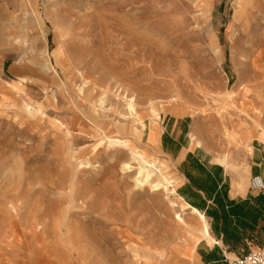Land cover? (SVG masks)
I'll use <instances>...</instances> for the list:
<instances>
[{
  "label": "rangeland",
  "instance_id": "obj_1",
  "mask_svg": "<svg viewBox=\"0 0 264 264\" xmlns=\"http://www.w3.org/2000/svg\"><path fill=\"white\" fill-rule=\"evenodd\" d=\"M162 135L249 176L264 0H0V264H182L196 217L134 182L136 149L178 183Z\"/></svg>",
  "mask_w": 264,
  "mask_h": 264
},
{
  "label": "crops",
  "instance_id": "obj_2",
  "mask_svg": "<svg viewBox=\"0 0 264 264\" xmlns=\"http://www.w3.org/2000/svg\"><path fill=\"white\" fill-rule=\"evenodd\" d=\"M154 133L158 137V130ZM164 139L160 136V148L178 172L176 194L189 210L205 217L209 230L191 254L185 252L182 264H228L264 249V192L250 187L252 178L264 180V156L240 181L198 148L187 149L182 137Z\"/></svg>",
  "mask_w": 264,
  "mask_h": 264
},
{
  "label": "bare ground",
  "instance_id": "obj_3",
  "mask_svg": "<svg viewBox=\"0 0 264 264\" xmlns=\"http://www.w3.org/2000/svg\"><path fill=\"white\" fill-rule=\"evenodd\" d=\"M127 109L129 111L128 115L131 119V123H136V125L139 126L136 128L138 132L140 129H142L144 124L142 123L131 99L127 103ZM118 144L121 145L122 143L118 142ZM132 154L136 159L141 161V166L138 168L137 174L134 178L137 188L149 186L153 191H163L167 196H170L173 199L178 197L176 194L177 183H174V181L168 177L167 171L163 170L164 165L162 163H160L156 158L148 156V154L145 152L136 149L132 150ZM131 169L132 168L129 166V164H123L124 171H130ZM154 176H157L156 181L153 180ZM171 204L173 207H178L177 203L174 201H172ZM190 212L196 217L198 221L200 226L199 234L201 238H207L209 235V230L205 217L195 210H190ZM176 217L178 221L182 222L181 215H177Z\"/></svg>",
  "mask_w": 264,
  "mask_h": 264
},
{
  "label": "built area",
  "instance_id": "obj_4",
  "mask_svg": "<svg viewBox=\"0 0 264 264\" xmlns=\"http://www.w3.org/2000/svg\"><path fill=\"white\" fill-rule=\"evenodd\" d=\"M250 187L254 191L264 192L263 178L260 176L252 178ZM228 264H264V249L251 251L247 256L229 261Z\"/></svg>",
  "mask_w": 264,
  "mask_h": 264
}]
</instances>
